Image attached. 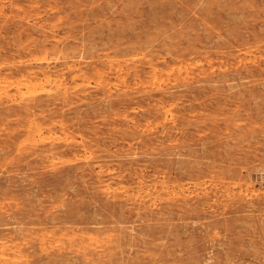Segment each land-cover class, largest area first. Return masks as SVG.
Segmentation results:
<instances>
[{"label": "rangeland", "instance_id": "374dc122", "mask_svg": "<svg viewBox=\"0 0 264 264\" xmlns=\"http://www.w3.org/2000/svg\"><path fill=\"white\" fill-rule=\"evenodd\" d=\"M0 264H264V0H0Z\"/></svg>", "mask_w": 264, "mask_h": 264}]
</instances>
